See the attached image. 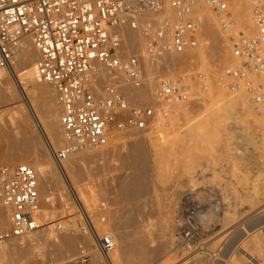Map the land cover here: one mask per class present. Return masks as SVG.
Segmentation results:
<instances>
[{
	"label": "built area",
	"instance_id": "1",
	"mask_svg": "<svg viewBox=\"0 0 264 264\" xmlns=\"http://www.w3.org/2000/svg\"><path fill=\"white\" fill-rule=\"evenodd\" d=\"M197 2L169 0L173 19L164 18L156 26L148 21L142 26L150 53L180 54L198 46ZM205 2L221 30L229 35L240 64L214 80L200 72L166 76L155 104L142 101L131 105L124 88L141 89L146 81L141 56L123 50L124 30L138 28L134 0H0V68L16 77L15 51L20 39L29 36L38 54L36 78L54 89L63 134L61 146L55 147L51 141L47 145L64 176L67 197L78 210L76 223L94 238L103 259L110 260L115 240L110 232L100 230L102 219L87 209L69 178L64 164L71 155L107 145L116 132L147 133L157 120L168 118L174 105L192 101L197 92L205 94L213 85L231 91L244 89L256 108H264V0H249L255 22L251 34L237 26L230 0ZM19 87L31 106L20 83ZM41 208L36 169L27 163L0 165V264H4L5 241L20 239L39 228ZM2 218H7L8 224ZM85 247L78 259L67 264H86L91 254Z\"/></svg>",
	"mask_w": 264,
	"mask_h": 264
},
{
	"label": "rangeland",
	"instance_id": "2",
	"mask_svg": "<svg viewBox=\"0 0 264 264\" xmlns=\"http://www.w3.org/2000/svg\"><path fill=\"white\" fill-rule=\"evenodd\" d=\"M198 2L199 4H201L200 6L202 7L199 10H197V12L194 13L196 19L199 20L200 22V26L202 27V29L199 30L198 33L199 44L196 48L189 49L184 53H180V54L175 53L176 60L171 68L172 71L171 73H166V75H162L163 79L167 75L175 76L184 72H196V73L205 72V74L209 78H212V80H214L219 73H225L226 71L231 70L232 68L240 64V59L234 52V48L232 42L230 41L229 35L228 34L223 35L220 31L221 27L219 25L217 17L215 16L216 17L215 19H211L212 17L211 18L209 17L208 13H210V10L205 0H198ZM249 11H250L249 14L250 19L238 25V27L241 28L247 34H251L255 32V22L252 16L251 7ZM161 17L162 18L174 17V15L171 16L170 14L163 13L161 14ZM158 18L159 16L154 18V21L155 19ZM148 19L149 20L151 19L149 18V15H148ZM203 35L208 36L210 38H208L207 40L205 39L206 40L205 41L203 39ZM203 45H204V49L208 51V53H206L208 54V57L206 58V61L208 63L206 64L200 63L199 58H197L205 54L204 51L200 50V47ZM133 51L134 52L129 51L128 54L130 55L134 53L139 54L138 53L139 50L138 51L133 50ZM139 52L142 53V50H140ZM181 59L183 61H181ZM232 62L234 65L233 64L231 65ZM228 64L230 65L228 66ZM204 69L206 71H203ZM162 70H163L162 72H166L164 71L166 69L162 68ZM158 76H159V80H156L158 79ZM160 76L161 74L160 75L158 74L157 78L155 77L156 79L154 78L155 80H153L152 83L153 93L152 92L146 93L147 91H143L142 93L144 94H142L140 97H146L155 94L158 83L160 85V83L162 82V77ZM13 78L15 79V77ZM39 83L40 82L36 84L38 85ZM155 84H157L156 87ZM38 86H44V84L40 83ZM30 88L31 87H28L25 90L26 95H29L27 90L29 91ZM242 91H244V89ZM234 92L231 90H226V89L224 90L220 87H217L216 85H213L211 86L209 91L205 94L197 92L196 97H194L192 101L174 105L171 108V112L169 113L168 118L166 120H162L161 123L158 124V127H160V129L163 132L165 133L172 132L174 134H178L177 136L180 135L182 138L180 137L179 138L180 139L184 138L183 139L184 141H181L182 143L179 141V145H178L179 148L178 147L177 148L180 151L177 150L178 153L173 152L172 153L173 155L171 157L166 156V153L163 150L157 151L154 148L150 149L149 154L151 155V159L149 161L148 166L150 171L149 182L151 188L148 194L145 197L144 196L142 197V200L143 199L145 200H143V203H141L143 204V208H140L141 211L138 212L139 214L138 216L140 219V221H138L137 223V226L139 228L138 231L139 233L136 232L134 235H132L130 237V242L132 244H135L137 239H139L140 237H145L149 240V246L152 247L154 245H157V243L159 242L158 238L156 237L157 235H159L163 239L165 238L164 240L167 239L169 241L171 239L169 242L166 240V247L168 244V247L166 249L167 251L171 249L169 251L171 255H169V253H167L166 251L168 256L165 253V256L163 255L152 259L150 261V264H167V262L168 264H172V262L173 264H183V262L184 264L187 263L188 264H218V263L235 264L236 262L235 263L233 262L234 260L237 261V259H238V263L236 264H239V261L240 263L241 262L243 263V260H244L243 264H254V261L250 260L251 257L247 258L249 256L246 255L245 251L242 250L241 246L245 245L247 241L249 244L250 240H247L248 238L245 239V237H247L246 235L242 238L241 228L246 227L245 229H247L248 231L251 229L249 231L251 233L252 231L257 230L258 231V233L256 232L257 234H261L262 236L264 235V115H259L256 121L252 123L248 122L247 117L246 119L242 118L239 112L237 111L235 112L236 110L235 105L233 106L232 104H230L233 101ZM19 95H20V98H18L20 101L19 103L22 104V107L25 106L24 110L26 111V113H28V116L30 115V120H29L30 123L28 122L29 129H31V131L33 129L34 133L36 132V134L40 135L41 140L44 142V144H46L45 143L46 137L45 134H43L44 132L42 129V124L40 123L41 113L38 110H35L36 113L33 112L32 107L29 106L27 103H25V101L23 100L22 94ZM31 100L34 101L32 97L30 98V101ZM33 101L31 102L33 103ZM35 103L36 105L39 104V100L38 102L36 101L34 102V104H32L35 108L39 107L38 105L36 106ZM27 106L30 108L31 113L29 112ZM210 106L212 107L215 106V108H213L215 109V111L211 109L213 113L216 112V109H218L220 112V114L219 112L218 113L216 112L215 115H213L214 118L212 120V124L213 122L214 123L216 122L215 124H217L215 128L218 127V130L215 133L216 140L212 143V145H209L210 147L213 146L212 148L208 147L209 149H212L211 152L207 151L206 150L207 148H204L207 152L203 149L205 151V152L203 151V153H205L204 156L198 158V164L200 163L199 165L200 168L199 167L195 168V173L198 172L196 174L197 177L198 174L200 177L197 178L195 176V178L198 181L195 183V185H191V182H189L188 179L190 175L188 176V174L183 173L184 175L182 174L183 175L182 176L181 174H179L180 172L181 173L184 172L186 166L190 165L189 168H191L192 165L191 164L192 154L189 151H192L193 148H191L192 150H188V149L186 150V147L187 146L191 147V143H193L191 142L192 140L189 138V134H190L189 129H191L190 126H192L193 124H195L196 126L198 124L196 122L199 121L201 122V120L203 121V118L207 114H209L208 113L210 111L209 108H212ZM251 108L254 110V112H258L260 109V108L257 109L252 105ZM215 116H218L219 118L218 117L216 118H218L219 120H217ZM206 117H208V115ZM218 123H220L219 126ZM134 132L135 131H133V133L130 132L131 134H133V136L130 133L123 132L122 133L123 136L120 135L117 139L108 143L106 147H103V148H107L109 145L114 148L116 147L115 148L116 151L114 152L115 154H107L95 158L92 161H89L88 165L86 163L88 168L84 166V168L89 169L87 170L89 173L85 174L84 180L81 179L83 181L82 183H84L83 185L87 187L89 186V184H91L92 187L96 186L95 188H99L97 186H99V184L101 183V185H103V187L105 188V190L100 192V195H98L95 201L96 204L94 205V209L92 210L95 214L96 219L101 218L100 214H104L108 216L109 219L111 212L115 210L121 209L120 211H122V209L128 205L129 208L126 207L127 209H130L131 206L132 207L136 206V204L132 205L133 202H131L130 205V202L121 199L118 193V187H119L118 185L121 178L123 179V176L124 177L126 175L128 176L133 170L132 165L131 167H129L130 163L128 164V161L126 160V155H129L131 151V147H132L131 142L135 140V137L137 138L135 134L138 131L136 133ZM150 132L151 131L143 134L147 136V134ZM41 134L43 136H41ZM125 134H129V135L125 136ZM138 134L140 133L138 132ZM174 134H172V136ZM189 141L191 142L190 145H188ZM185 142L186 145H183ZM61 145L62 144L60 143L59 146ZM180 146L183 148L180 149ZM190 147L188 148L190 149ZM192 147H194V145ZM182 149L186 150L188 153L185 151L184 152L181 151ZM126 150L128 151L126 152ZM2 151H3L2 146L0 144V155L2 154ZM118 152L120 153V155ZM176 155L179 157L174 158V156ZM180 157L184 158V163L183 162L180 163L181 162V159L179 161ZM123 158L125 159V161ZM185 159L187 160L186 163H185ZM167 160L168 161L172 160L170 162L169 168L166 169V167L162 168L161 166H159V163H162ZM21 162L22 161L17 163L20 164ZM5 163L6 162L3 163V161L0 159V165H3ZM181 164H183V166L185 167L182 168ZM198 164L196 163L197 166ZM52 165L54 166V168L55 167L57 168L55 163H52ZM196 165L194 167H196ZM194 167L192 169L193 171H194ZM180 176H182V178ZM39 184L41 187L42 182L40 181ZM106 188H107V192H106ZM178 189H182L183 191H186L188 193L192 192L191 194H189V196L187 195L189 198L192 199H189L187 196L183 198V196L180 194L177 195L176 190ZM188 190L191 191L189 192ZM175 200L177 201V203H179L178 205L180 206L176 205L174 210L173 203L174 202L176 203ZM170 202L171 203L173 202L172 206ZM169 203H170L169 206H171V208L173 207L172 210L175 211L172 212V210L170 209V214H169V210H167L169 209V206L165 209V206H167ZM134 207L131 208V210L135 209ZM102 208L104 210H102ZM160 209L161 210L165 209L166 210L165 214L168 215L163 216L162 213H164L165 211L164 212L162 211V213H160L159 212ZM223 212L225 213V215L228 213L229 215L228 214L227 215L228 216L231 215L232 217L229 219L230 221L228 220L229 221L228 223H226L227 220L225 219L227 215L225 216ZM65 215L67 216H64L61 219H57L54 222H50L49 225L53 224V226L56 227L57 232L58 230L59 232L65 231L67 225L71 223L70 221L76 220L73 219L74 217L76 218L79 217V213L76 206L70 205ZM160 215H162V217L167 216L166 217L167 219L165 218L163 219V222H161L162 219L158 220L162 218ZM168 219L171 220L169 221L170 226L160 225L161 223L162 224L167 223ZM103 223L104 221L99 220L98 226L99 225L101 226L102 224L104 228L105 225ZM158 224L161 226V228L159 227ZM59 225H62V228L59 229L58 228ZM162 226L166 227V229L162 228ZM158 227L161 229V231L156 229ZM162 229L168 231L166 232L164 230L163 232ZM106 230L107 232L109 231L108 229ZM106 230L103 229V232ZM77 231L79 236L76 235L77 236L76 238L78 239L80 237L79 241L81 240V242H83L84 240L83 243L85 244V238L81 233V229L78 228ZM189 240L191 242L192 240H194L193 247L191 248L189 247L190 245H188ZM243 241L245 243L241 244ZM12 242H14V240ZM78 242L77 245H79ZM85 245L87 247V248L85 247L86 249L90 248V246L87 243ZM246 245L245 247H247L248 249V247L250 248L252 246V243L251 245L249 244V246ZM252 249H248V250L251 251ZM253 251L255 250L253 249ZM253 251H251V253H254ZM89 253H91L90 250ZM92 255L97 256L98 260L100 261V264L101 263L105 264L103 257L100 256L99 253L98 254L91 253V257H93ZM170 256L173 258H171ZM53 257L54 258L57 257V253H53L52 258ZM91 257L86 264L91 263ZM169 257H170L169 260L172 259L171 263L169 261H166L168 260ZM46 261L47 259L32 260L29 258H22L19 259L18 263L16 264H47Z\"/></svg>",
	"mask_w": 264,
	"mask_h": 264
},
{
	"label": "bare ground",
	"instance_id": "3",
	"mask_svg": "<svg viewBox=\"0 0 264 264\" xmlns=\"http://www.w3.org/2000/svg\"><path fill=\"white\" fill-rule=\"evenodd\" d=\"M152 1H154V0H151V3H152V5H151L150 0H134L135 13H136L135 14V20L138 23V28L137 29L126 28L124 30V43H123L124 53L128 54L129 51L134 52L133 50H135V51L136 50L137 51L142 50V53H140L138 51V53L140 54V55L139 54L138 55L141 56L142 66H143V70L145 72V77H146L145 85L143 86V88L137 89L131 85H126V87L124 88V92H125L127 99L131 105L140 103L142 101L149 103V104L150 103L155 104L157 102V93H158V88L160 86L157 81L156 82L158 83V85L155 84V87L157 85V88H156L154 95L146 96V97H140V96L142 94H144V93H142L143 91H147L146 93L152 92L153 91L152 90L153 80H155L157 78L158 74L159 75L161 74L160 77H162V75H166V73H171V71H172L171 68L174 65V62L176 60L175 52H166L162 55H157V54L150 53L146 47L147 46V38H146L145 34L141 31V28L146 22H148V20H149L148 15H149V18H151L149 21L151 22V24H153L155 26L160 21H162L164 19L161 17V14L167 13V14H170L171 16L174 15V12L170 6L169 0H156L154 2H152ZM230 3H231L230 8H231V11L233 13L234 18L237 21V26L239 24H242L246 20L250 19L249 9H250L251 5H250L249 0H231ZM200 5L201 4H199V2H197L196 6L194 8V12H197V10H199L202 7ZM208 7H209V5H208ZM209 10H210V13H208L209 17L210 18L212 17L211 19H215L216 15H215L214 11L210 7H209ZM158 16H159V18L155 19V21H154V18H156ZM166 18L173 19L174 17H166ZM198 23H199V30H201L202 27L200 26L199 20H198ZM220 31L223 35H227V33L223 32L222 30H220ZM208 38H210V37L203 35L204 40L205 39L207 40ZM200 50L205 52V54L201 55L200 57H197V58H199L200 63H202V64L208 63L206 61V58L208 57V54H206V53H208V51L204 49V45L200 47ZM134 54H137V53H134ZM37 57H38V54L34 48L32 39L29 36H24L20 39V41L17 45V49L15 51V55H14V59H13L16 77L8 69L0 68V144H1L2 150H3L2 154L0 155V157H1L0 159L3 161V163L6 162L5 163L6 165H13L14 166V165H17L18 164L17 162H20V161L32 165L38 173L39 182L40 181L42 182V185L40 187V194H41V198H42V208H41L40 216H39L40 217L39 228L36 231H34V234L31 233L29 235H26V236L20 238V239H11V240H7L3 243L2 255H3L4 264H16V263H18L19 259H22V258H29L32 260L47 259V261H46L47 264H51L52 262H53L52 264H54V263L55 264H67L69 262H72V261L78 259L81 256V254H82L81 247H85L86 243L90 246V248L85 249V252L88 251L87 253H89V250H90V252L92 254L93 253L98 254V252L95 249V240L90 234H87L86 232L81 230V233L83 234V236L85 238V244L83 243L84 240H83V242H81V240L79 241L80 237L78 239L76 238L77 236H79L77 233L78 232L77 229L80 227V225H78L76 223V220H72V224H68L67 228L63 232H59V230L57 232L56 231L57 229L55 226H53V224L49 225L50 222H54L57 219H61L64 216H67L65 214L67 213L69 206L74 205V204H73V202L70 201V199L68 197H66L67 190H65L66 184H65L64 176L62 175V173L58 167L54 168V166L52 165V163H54V161L51 157V153H50L49 147L47 145V141H51L55 147H58L60 143L61 144L63 143V134H62L61 124H60V121L58 118L59 115H58V106L56 103V95L54 94L55 92H53L54 90L51 87L52 85L48 82H40L41 84H44V86H38L40 83L38 85L36 84V83H38V80L36 78L34 65H35V61H36ZM181 61H183V60L181 59ZM185 62H187V61H185ZM232 64H233V62L231 63V65ZM229 65L230 64H228V66ZM162 68L166 69V70H164L166 72H162L163 71ZM203 71H206V70L204 69ZM13 77H15L16 80ZM156 80H159V76H158V79H156ZM162 80H163V77H162ZM19 83L23 86L24 90H26L28 87H31L29 91L27 90V92L29 93V95H27V96L29 97V99L31 97H32V99H34V101L31 100V101H33V103L31 102V107H32L33 112H35V110H38L41 113L40 123L42 124V129L44 132L43 134H45V137H46V140H45L46 144H44V142L41 140L40 135L36 134V132L34 133L33 129L31 131V129H29V127H28L30 115L28 116V113H26V111L24 110L25 106L22 107V104L19 103L20 102L18 99V98H20L19 94H22V91L19 87ZM242 90H240V89L238 90L241 92H238L236 90H235L236 92L233 91L234 97H233V101L230 104H232L233 106L235 105V107H236L235 112L236 111L239 112V114L241 115L242 118L246 119V117H247L248 122L252 123V122L256 121V119L259 117V115H264V108H260V109L257 108V109H259V111L254 112V110L251 108V105L252 106H254V105L248 99V96H249L248 93L245 90L244 91H242ZM36 99L39 100V104H37L39 107L35 108L32 104H34V102H36V101L38 102V100H36ZM35 105H36V103H35ZM210 107H212V106H210ZM27 108H28L29 112L31 113L30 108L28 106H27ZM213 108H215V106H213L212 108H209L210 111L208 112L209 114H207L208 117H206L207 116L206 115L204 117L205 119L203 118V121L201 120V122L198 120L200 123L196 122L198 124L196 126H195V124H193L192 126H190L191 129H189V132H190V134L188 133L189 138L192 140L191 142H193L194 144L189 141L188 145H190V143H191V147L190 146H187V147L185 146V147H186V150L187 149L192 150L191 148H193L192 151H189L192 154V162H191L192 165H191V168H189L190 165L185 167V166H183V164H181L182 168L185 167L186 169H184V172H182V173L179 171L180 172L179 174L182 175L183 173H185V174H188V176L190 175L189 177L188 176H186V177H188L189 182H191V185H195V183L198 181L195 178V176L197 177L196 174L198 173L197 169H196L197 173H195V168L199 167V165H200V163L198 164V158H200L201 156H204V154H205V153H203V151L205 150L204 148H207L206 150L211 152L212 149H209V148H212L213 146L210 147L209 145H212V143L216 140V134L215 133L218 130V127L215 128V126L217 124H215L216 122L215 123L213 122V124H212V120L214 118L213 115H215L216 112L218 113L219 110L216 109V112L213 113V111H215V109H213ZM218 108H220V107H218ZM205 113H207V112H205ZM258 113H260V114H258ZM219 114H220V112H219ZM218 116H220V115H218ZM218 116H215V118ZM218 118H216V119L219 120ZM161 121L162 120L156 121L155 125L150 130L151 132L148 133L147 136L144 135L145 134L144 132L138 131L140 133V134H138V132L135 131L134 133L137 132L136 134H138V135L135 134V136H137V138L135 137V140L133 141V139H134V137H133V139H132L133 142H131L132 147L130 146L131 151H130L129 155H126V160L128 161V164L130 163L129 167H131V165H132L133 170L131 171V173L128 176L126 175L127 177L123 176V179L121 178L119 185H118L119 186L118 187V193H119V196L121 197V199L130 202V205H131V202H133L132 205L136 204L135 207L133 206L135 209L131 210V208H133L132 206L130 209H127L126 207H128L129 206L128 205L125 208H123L126 210L122 209V211H120L121 209H119V210H115V211L111 212L109 219H108V216H106L104 214H100L101 219L104 221L103 224L105 225L104 228H103L102 224H101V226L99 225L100 230L103 232V229H105V230L108 229L109 230L108 232L111 233V235L113 236V238L115 240V247L109 254L110 260L106 259V258L103 259L105 264H150V261L152 259L159 257V256H163V255L165 256V253L167 251V249H166L168 247V244L166 247V240L167 239L164 240L165 238L163 239L159 235L156 236L158 238L159 242L157 243V245H154L152 247L149 246V240L145 237H140L139 239H137L135 244H132L130 242V237L139 231V228L137 226L138 221H140L139 216H138L139 215L138 212L141 211L140 208H143V204H141V203H143V200H145V199L142 200V197L143 196L145 197L151 188L150 182H149L150 171H149V166H148L149 161L151 159V155L149 154L150 149L154 148L157 151L163 150L166 153V156L171 157L173 155L172 154L173 152L178 153L177 150H179L178 149L179 148V146H178L179 141L180 142L184 141L183 140L184 138L180 139V138H182L180 135L177 136L178 134H174L172 132H169V133L163 132L160 129V127H158V124H160ZM219 124L220 123H218V126H219ZM192 127H193V129H192ZM131 133H133V131ZM172 134H174V135L172 136ZM120 135L123 136V134L120 132L113 133L110 137L109 143L111 141L117 139ZM126 135H129V134H125V136ZM131 135L133 136V134H131ZM41 136H43V135L41 134ZM186 142L183 145H186ZM131 143H130V145H131ZM192 144L194 145V147H192L193 146ZM106 146L107 145H105L103 147H106ZM103 147L98 148L97 150H85V151L75 153V154L71 155L70 158L67 160L68 163L66 161L65 162L66 164H64L65 169L69 175V178L73 182L74 186L77 188L78 193H79L82 201L84 202L85 206L89 210L94 209V205L96 204L95 201H96L98 195H100V192L104 191L105 188L103 187V185H101V183L99 184V186H97L99 188H95L96 186L92 187L91 184H89V186H87V187L83 185L84 183H82L83 182L82 180H84L85 174L89 173L87 171L89 169L84 168V166L88 168L87 165H88L89 161H92L95 158H98V157H101V156H104L107 154H115L114 152L116 151V149H115L116 147L114 148L110 145L107 148H103ZM188 147H190V149ZM181 148H183V147L180 146V149ZM117 149H118V147H117ZM186 150L182 149L181 151L187 152ZM127 151L128 150H126V152ZM119 152H120V150H119ZM199 154H201V155H199ZM119 155H120V153H119ZM178 157L179 156H177V155L174 156V158H178ZM180 159H181L180 163H182V162L184 163V158L180 157L179 161H180ZM124 161H125V159H124ZM171 161L172 160H169V161L167 160V161H164L162 163H159V166H161L162 168L166 167V169H167V168H169ZM186 161L187 160L185 159V163H186ZM177 162H178V160H177ZM199 162H201V161H199ZM86 163H87V165H86ZM196 163L198 164V166L196 165ZM195 165H196V167H194ZM178 166H179V163H178ZM193 167H194V171L192 170ZM177 170H179V169H177ZM201 171H203V170H201ZM182 176H180V177L182 178ZM198 177H200L199 174H198ZM182 181H180V182H182ZM191 190H188V191L190 192ZM106 192H107V188H106ZM191 193L192 192L188 193L186 191H183L182 189L176 190V194L182 195L183 198L187 195L189 196V194H191ZM54 198H55V200H54ZM140 199L142 200V202ZM185 199H187V198H185ZM189 199H192V198H189ZM170 203L167 206H165V209L170 205ZM172 203H171V206H172ZM146 204H148V203H146ZM178 204L179 203H177V201H176V203L175 202L173 203L174 210H175V206ZM171 206H169V209H167V210H169V214H170V209L172 210V208H173V207L171 208ZM178 206H180V205H178ZM165 209L164 210L160 209V211H159L160 213H162V211L163 212L165 211L164 213H162L163 216L168 215V214H165L166 213ZM174 210H172V212H175ZM176 210H177V208H176ZM208 211H210V210H208ZM226 211H225V213H226ZM214 213H215V211H214ZM225 213L223 212L224 215H225ZM162 215H160V216L162 217ZM228 215L225 218L227 220V222L225 221L226 223H228L230 221L229 219L232 218L231 215L230 216H228ZM166 217H162L158 220L162 219L161 222H163V219H165ZM73 219H76V217H74ZM2 220L4 221V224H8L7 218H2ZM258 220H260V219H258ZM169 221H171V220L168 219L167 223L164 222L165 224L161 223L160 225L170 226ZM223 221H224V219H223ZM160 225H159V227L161 228ZM159 227L156 229L161 231V229ZM162 228L166 229V227H163V226H162ZM245 228L246 227L241 228L242 229L241 230V236H242V238L245 235L247 236V237H245V239L248 238L247 240H250L249 241L250 245L252 243V246L250 248L248 247V249H252V247H253V249L255 251H253V249H252L251 251H253L254 253H251V251H249L247 249V247H245L246 244L249 246L248 241L245 245L241 246L242 250L245 251V254L249 256L247 258L251 257L250 260L254 261V264H264V238H263L264 235L262 236L261 234H257L258 233L257 230L252 231V233H251V232H249L251 229L248 231ZM165 229H162V231L164 232ZM104 232H107V230ZM165 235H166V233H165ZM167 235H168V233H167ZM13 240H14V242H12ZM16 240H18V241H16ZM76 241L77 242L79 241L78 242L79 245H77ZM150 242H152V241H150ZM243 243H245V242L243 241L241 244H243ZM193 244H194V240H192V242L190 240L188 241V245H190L189 246L190 248L193 247ZM227 245H229V244H227ZM228 247H227V249H228ZM76 248H77V250H76ZM169 251H167V253H169ZM53 253H57V257L52 258ZM91 253H89V254H91ZM175 253H177V252H175ZM169 255H171V254L169 253ZM167 256H168V254H167ZM197 256H198V254H197ZM170 257L166 261H169L171 263L172 259L169 260ZM173 257H174V255H173ZM173 257H171V258H173ZM241 258H243V257H241ZM234 259H237V258H234ZM173 260H175V259H173ZM194 260H195V258H194ZM235 262L238 263V259H237V261L234 260L233 263H235ZM243 263H244V260H243ZM243 263L242 262L240 263V261H239V264H243ZM90 264H100V261L98 260L96 255L91 257V263ZM167 264H168V262H167ZM172 264H173V262H172ZM183 264H184V262H183Z\"/></svg>",
	"mask_w": 264,
	"mask_h": 264
}]
</instances>
